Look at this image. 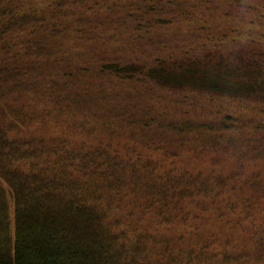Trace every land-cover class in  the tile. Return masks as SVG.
I'll use <instances>...</instances> for the list:
<instances>
[{
  "label": "trees",
  "instance_id": "obj_1",
  "mask_svg": "<svg viewBox=\"0 0 264 264\" xmlns=\"http://www.w3.org/2000/svg\"><path fill=\"white\" fill-rule=\"evenodd\" d=\"M105 12L184 36L97 77L189 91L201 119L48 113L78 93L87 68L64 61ZM34 85L30 121L20 91ZM1 193L0 264H264V0H0Z\"/></svg>",
  "mask_w": 264,
  "mask_h": 264
},
{
  "label": "rangeland",
  "instance_id": "obj_2",
  "mask_svg": "<svg viewBox=\"0 0 264 264\" xmlns=\"http://www.w3.org/2000/svg\"><path fill=\"white\" fill-rule=\"evenodd\" d=\"M34 1L37 4L46 5L51 0ZM77 4L81 5L83 3L77 2ZM112 4L110 3V5ZM107 13L98 15L94 23L90 19L91 15H86L87 23L97 26L94 33L95 41L87 46L80 43L76 44L73 51L67 54V61H64V63L69 64L72 70H76L79 64L84 65L87 71L83 79L80 78V75L72 78V85L78 91V93L72 94V103L68 104V107H60L56 104L58 109L55 108L57 110L53 109V103L48 104V113L62 119L78 120L85 117L98 125V123H110L112 119H115L116 112L120 111L132 112V116H138L141 109L148 106L151 114L156 118L165 119L167 117L177 120L182 116L181 111L187 110L185 115L201 119L203 113L193 111L196 106H201L199 104L200 100L195 98L189 91L181 92L172 88L153 85L152 83L144 85L137 82H129L124 87L112 86L113 81L111 78L97 77L102 62L117 63L119 61L118 64L124 65L131 60L146 65L145 60L150 61L154 57L153 55L158 53L157 51L164 45L168 47V45L174 44L184 36V27L179 26L162 29L154 33L144 32V34L139 35L135 24H124L121 20L115 19L113 15L111 16L110 12L106 15ZM119 14L122 15L123 11ZM63 41L66 42L64 39ZM46 52H41L40 55L43 56ZM54 67L48 65L47 69L50 73H54ZM58 68L57 65V70ZM31 84L32 81L30 80ZM38 91V85L31 86L26 93L20 91V97L23 98L26 106L19 111V116L30 121L38 119L40 110L44 108L41 103H36ZM15 95H10L7 99L8 103H12L13 110L18 109ZM203 99L205 100V98ZM48 105L46 106L48 107ZM240 105V103H233L231 106L229 104L228 109L230 110L228 113L234 116L241 115L243 109ZM0 195L2 196V193Z\"/></svg>",
  "mask_w": 264,
  "mask_h": 264
}]
</instances>
